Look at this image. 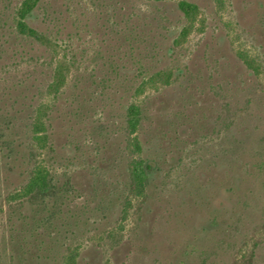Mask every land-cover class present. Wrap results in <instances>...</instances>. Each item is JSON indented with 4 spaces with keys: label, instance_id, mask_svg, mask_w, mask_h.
<instances>
[{
    "label": "rangeland",
    "instance_id": "rangeland-1",
    "mask_svg": "<svg viewBox=\"0 0 264 264\" xmlns=\"http://www.w3.org/2000/svg\"><path fill=\"white\" fill-rule=\"evenodd\" d=\"M199 8L193 32L179 2ZM0 0V264H264V0ZM251 60L253 67L245 63ZM59 61L70 65L48 94ZM171 71L169 86L144 78ZM149 169L130 171L127 110ZM49 106L52 189L27 180L35 110Z\"/></svg>",
    "mask_w": 264,
    "mask_h": 264
},
{
    "label": "trees",
    "instance_id": "trees-1",
    "mask_svg": "<svg viewBox=\"0 0 264 264\" xmlns=\"http://www.w3.org/2000/svg\"><path fill=\"white\" fill-rule=\"evenodd\" d=\"M161 2L164 0H150ZM220 6L225 5L227 0H216ZM41 0H22L15 12V31L19 36H23L50 50L56 49V44L45 33L39 31L30 25L28 18L37 9ZM179 9L184 14L187 24L182 29L175 43L182 45L193 32L198 20L199 8L197 5L187 1L179 2ZM248 67L252 68L253 64L249 58H244ZM70 65L66 61H59L54 69L52 81L50 82L47 92L53 97H58L67 84V76L70 71ZM172 81L171 71H159L146 78L139 84L136 89V98L142 95L148 88H158L159 85L169 86ZM49 106L41 105L35 110L32 122L29 126V133L32 139L29 159L34 165L27 173V180L17 187L10 201H23L24 199L38 195H47L52 189L51 171L45 163L38 159L48 149H52L49 135ZM142 107L137 102H133L127 110V134H128V153L130 157V171L137 191H143L149 165L146 164L142 155L143 147L139 138L138 131L141 122Z\"/></svg>",
    "mask_w": 264,
    "mask_h": 264
}]
</instances>
